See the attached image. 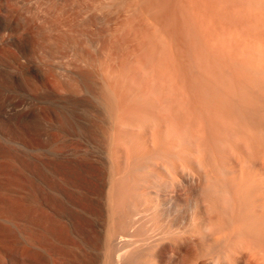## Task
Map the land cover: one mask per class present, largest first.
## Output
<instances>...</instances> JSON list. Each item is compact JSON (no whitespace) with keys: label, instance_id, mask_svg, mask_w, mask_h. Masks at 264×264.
<instances>
[{"label":"rangeland","instance_id":"obj_1","mask_svg":"<svg viewBox=\"0 0 264 264\" xmlns=\"http://www.w3.org/2000/svg\"><path fill=\"white\" fill-rule=\"evenodd\" d=\"M0 21V164L6 170L0 176L20 181L27 199L32 187L39 202L44 201L43 209L33 212L35 224L29 222L38 225L33 234L42 245L53 246L64 257L72 251L70 258L74 249L58 240L85 238L91 243L99 226L107 230V204L117 201L107 194L108 184L119 151L106 131L116 125L129 149L122 151L128 157L123 162L128 195L125 214L119 210L115 215L119 227L129 228L135 218L132 230L141 236L155 217H134V211L165 201L164 207L175 203L185 212L197 199L205 200L208 194L200 187L209 184L206 173L231 192L235 218L252 217L253 208L251 215L247 211L253 202L264 217V0H3ZM156 126L162 133L154 128L159 143L152 146L149 139L155 141L151 129ZM201 129L205 131L199 133ZM202 156L206 166L199 164ZM183 162L199 176L205 166L201 183L191 184L180 172H172L177 164L185 166ZM166 180L185 185L172 187L170 181L165 189L156 184ZM244 180L251 191L236 189L240 196L244 193L240 200L234 189L246 187ZM0 186H5L1 179ZM46 202L54 209L47 211ZM116 203L120 208L124 201ZM67 225L76 229L70 227V233ZM200 254L176 258L168 253L162 262L207 261Z\"/></svg>","mask_w":264,"mask_h":264},{"label":"bare ground","instance_id":"obj_2","mask_svg":"<svg viewBox=\"0 0 264 264\" xmlns=\"http://www.w3.org/2000/svg\"><path fill=\"white\" fill-rule=\"evenodd\" d=\"M2 9H3V0H0V13H1ZM3 28H4L3 24L0 21V36H1V33L3 32ZM84 82H86V81H84ZM113 90H115V89H113ZM113 90H112V92H113ZM113 93H115V92H113ZM116 101H118V102H116ZM116 101H115L116 104L120 103L119 102V98ZM116 104H113V105L116 106ZM115 106H113V107H115ZM119 106H121V105H119ZM230 108H232V107H230ZM58 109L61 110L60 108H58ZM56 110H57V108H56ZM118 110H119V108H118ZM56 113H58V112H56ZM60 113L61 112H59V114ZM59 114H56V115H58V117H59ZM165 116H166V114H165ZM65 118H66L67 122L70 121V118H67V117H65ZM67 119H69V120H67ZM68 123H70V122H68ZM195 125H197V124H195ZM201 125H202V128H204L202 123H201ZM162 126H164V125H162ZM177 126H178V124H177ZM115 127L114 128L117 129V125ZM119 127H121V126H119ZM157 127H158V130H157ZM154 128H156V130L159 132L158 133L159 135H161V133H162V132L160 133V131H159V129H161L162 127H160V126L153 127L151 129V130H153L151 132L152 135H153V136H151V139H152V137H155V135H156L157 138H159V135L157 136V134H155L157 131L154 132ZM168 128L170 129L171 127H168ZM189 128H187V129L189 130ZM196 128L199 129L198 126ZM113 129L111 127L110 131H106V133H107L106 136L109 138L110 141H111V139H112V141L116 140L117 144L115 143V145H117V147H118V151H119L118 154L119 155L117 157L115 156L116 157V159L114 157V161L115 162L114 161L112 162L113 164L116 163L117 166L116 165H114V166L117 167V168H116V170H114L115 168L113 169L114 170L113 171L114 175L113 176L111 175L112 177L110 176L111 178H109V179H111V182H110V184H108L110 187H109V192H107V194H110L109 197L111 199H113L112 201H115L117 199V201H119V204L121 203V201L122 202L124 201V203H122V205L120 204V206H122L120 208L117 207V206H119V205H117V203L115 204V202H117V201H115L114 203L111 202L113 205L112 204L111 205L107 204V209L109 210V215H110L109 216L110 217L109 226H108L107 230H105L107 226L104 227L105 228L104 231H102L103 228H101L100 226H99V229L98 228L96 229V231H95L96 234L94 233L96 238L93 236L95 238L94 239L95 242L92 241L91 243H88V242L91 241L88 238L87 239L89 241H87V242H84L85 238H84V241H81V242L80 241H75V240H71V241H69V240L68 241H66V240L65 241L58 240L57 241V244L59 243L61 245H64V247H67V248L69 247L68 249H70V248L74 249V253L71 256L72 259H71V257L70 258L68 257V254L70 252H72V251H68L67 252L68 254L64 257L60 253H58L53 248V246H52L53 250H51V248L49 246H45L46 243H45V245H42V243L39 241V239L34 236L33 232H35L34 230H36V228L38 229V225L37 226L30 225L29 222H30V219H31V223H32V220H33L32 217L34 218V215H35V214H33V212L36 213V210H38L36 208H38V207L40 208L42 202H44V201H42L40 199V201H42V202H39V199H38L39 195L36 194L37 192L32 187H30V199H27L26 198L27 196H25V193H24V190H23L24 188L20 191V186L22 185L21 183H19L20 181L17 182L16 179H10L9 175L8 176L4 175V174H6V170L4 169L5 166L2 164L4 166L3 167V171L4 172H3L2 171V165L0 164V168H1L0 171L4 173V174L2 173V175L0 176V179L4 182V185H5V186H0V188H1V191H0V264H67V261L72 262L71 260H74L73 263H75V262L77 263L78 262V264H163L162 258H163L164 255H166L168 253H172L173 256L175 255V257H176V255H181L183 253H187V254L189 253V255L190 254H197V253L200 254L201 253L202 254V255L200 254L201 257H206L204 259H207V261H204L202 259L204 262H201V263L197 262L198 258L195 259V260L192 259V261H196V262H193V264H242L243 262H246V264H264V220H262V219H264V217L261 219V216H260L261 215V210L259 209V207L257 205H255V206H257L258 208L257 207L255 208V206H254L255 203L254 202L250 203L251 205L253 204V206H251V207L248 206L249 207L248 208L247 207L248 203L246 202V200H244L247 203L244 207L245 208L247 207L249 209V211H247L249 213L248 215H251L250 212H252V211H253L252 212L253 215H252V217H249V219H247L248 218V217L246 218V216H248L247 213L246 212H241V214L242 213L243 214L246 213V214H244V215H246L245 216L246 219H244V217L243 218L240 217L242 215H240V216L237 215L238 218H235L236 217L235 214H237V213H235L233 215V211L232 210H234V205L232 203L233 200H231L232 194H231L230 191H229V193H230L229 194L227 190H224L223 194L219 198H215V197L211 196L209 193H207L205 191V188L210 183H213V179H212L213 177L210 178V175H208V173H206V175L205 176L203 175V176L205 177V179H207V180L209 179V181H207V182H209V184L206 186L204 184V182L201 183L203 181L204 177L203 176L200 177V176L202 174H205V171L202 174H201V171H202L203 167L205 168V166H206V163H204V160H205L204 156H202L204 158L201 161L202 163L198 162L199 164H203L204 163V165H205V166L204 165L201 166L202 169L199 167V169H201V170H199L200 171L199 172L200 176H199V174H195L198 170L195 171V173H194V170H196V169L193 170L192 167H189L190 165H188V164H187L188 166H186L184 164V162H183V165H185V166H181L179 164H177V165H179V166H177V165H175L176 164L175 163L174 164L175 166H173V168H171V170L173 169L172 172L174 171L176 173L180 172L182 177H183V179H184V181H186V182L187 181H190V182L192 181V182L196 183V182L200 181V183L202 185V187H200V188L203 190V191H200V192L206 193L205 196H207V194H208V197L204 198L205 200L197 199L196 201H194L195 204L193 206L189 207L185 212L180 211V209L177 208L178 206L174 205L175 203L171 204V205H169L167 207H164V205H165L164 202L165 201L164 202L162 201L163 203H156L154 206L152 205L151 207H145V209H143L142 211H141V209L137 210V208H136L137 211H134V217L136 216V214L138 215L140 213L142 215L146 216L147 218H149L150 216H148V215H151V214H153L155 218H156L157 215L159 216V217L156 218V219L159 218V220H156V221H155V218H152V221H153L152 223H154V224L151 223L152 226L151 227L149 226L150 228L147 227L148 230L146 229L147 230L146 234L143 233V235H141V236L139 234H137L135 232V230L134 231L132 230V227L134 228L136 226L135 225L136 223L134 222L135 218L133 220L130 219L129 216L131 214L128 216L130 221L129 222L127 221L129 224L131 222V225L129 226V228L128 227L124 228V227H121V226L119 227L118 225H116L117 224L116 223L117 218L115 220V217H117V216H115L116 213L119 214V210H120V212H122L123 215H124L125 211H123L124 210L123 209V204L124 205L127 204V203H125V198L127 197L125 195V193L126 194L128 193V192H126L127 191V188H126L127 187V175H126L127 171L125 170V167H127V166L125 164H123V162L126 161V164H127L128 157H125L126 153L124 152V151H126V148H127V146H125V144L127 142H126V139H125L126 137H125V135L123 133L124 131H122V129H120V130L117 129V132H116V130L114 129L115 131H113ZM187 129H186V131H187ZM191 129L192 128H190V130ZM204 129H201L199 131V133L202 130H204ZM107 130H109V129H107ZM183 130L184 129H182V131ZM153 132H154L155 135L153 134ZM197 132H198V130H197ZM189 133H192V132L190 131ZM193 133L195 134V132H193ZM201 134H203V133H201ZM146 135H150V134L146 133ZM200 136H203V135H200ZM196 137H198V136L196 135ZM113 138H115V139L113 140ZM10 139H11V137H10ZM10 139H9V141H10ZM156 139H155V141H153V139L152 140L149 139V141L153 142V143H151L152 146L155 143H159V140L158 139L156 140ZM145 140H148V138L145 139ZM145 140H142V142L144 144L142 142H141V144L145 145L146 142H147ZM248 140H249V138H248ZM164 141H166V140H164ZM173 142H175V141H173ZM155 145L157 146V144H155ZM197 147H198V145H197ZM200 147L203 148L202 146H200ZM154 148H156V147L154 146ZM123 149H124V151H123ZM122 151L125 154H123ZM127 151L129 152L128 148H127ZM133 152L134 151H132V153ZM200 153H201V151H200ZM202 153H203V151H202ZM200 157H198V159ZM125 158H127V159L124 160ZM133 158H136V156L133 157ZM147 158H148V156H147ZM2 160H1L0 163H2ZM199 160H201V158ZM128 163H130V162L128 161ZM132 163H133V161H132ZM172 164H170V165H172ZM132 165L135 167L134 164H132ZM167 165H168V163H167ZM131 168H133V167H131ZM167 168L169 169V166ZM193 168H194V166H193ZM207 168H208V166H207ZM252 169H254V168H252ZM234 170H235V168H234ZM208 171H210V170H208ZM250 174L252 175V173H250ZM250 174L249 173L247 174V176H246L247 179L251 178ZM196 175H198V176H196ZM170 176H172V175H170ZM170 176L168 174V178L169 179H170ZM241 176H240V178H242L241 180L245 179L242 174H241ZM254 177H256V176H254ZM199 178L200 179L203 178V179L199 180ZM211 179H212V181H211ZM252 179H250V180H252ZM254 179L255 180H253V181L257 182L256 181L257 178H254ZM168 180H166V181H168ZM143 181L145 183L148 180L146 178H143ZM166 181H164L163 183H159L158 182L156 184L157 185L163 184V185H160V186H162V187L165 186V187H163L165 189L167 187H171L170 184L172 185V183H173L172 187H174V183H175V186H177L178 188L182 187L183 185H185V184H180V183H183L182 180H181V182H179V180H178L179 183L176 180H174V181L170 180V181H172V183H170V181H168V182H166ZM238 181H239V179L236 181V184L240 183V181L239 182ZM248 181H249V179L246 182L248 183ZM192 182H191V184H192ZM243 182H244V186H246V187H243L242 186L243 184H242V185H240V187H243V189L242 188H240V189L239 188H235L234 190H235V192H237V194L240 191L244 192L245 189H247V191H248L249 190L248 189L249 184H252V183H248L247 184L248 186H247L245 184V180ZM168 183H169V186H168ZM6 184H7V186H6ZM179 184H180V186H178ZM256 185H258V184H256ZM260 185H258V186H260ZM17 186H19V187H17ZM223 186H224L225 189H227L225 187V185H223ZM24 187H25V185H24ZM196 187H197V184H196ZM235 187H239V184H238V186L236 185ZM249 187L251 188V186H249ZM255 187H252V188H255ZM17 188H18V190H17ZM198 188H199V185H198ZM236 189L240 190V191H237ZM176 190H178V189L176 188ZM234 190H233V194H236L234 192ZM101 191H102V189H101ZM106 191H108V189ZM226 191H227L229 197L226 195ZM250 191L251 190L248 191V194H249ZM28 193H29V189H28ZM259 194L257 193L258 196H259ZM243 195H244V193L242 194V196ZM234 196L235 195H233V198H234ZM237 196H240V194H238ZM237 196H235V197H237ZM242 196H240V198L239 197L238 198L241 200L244 197V196L243 197ZM247 196L245 198H247ZM253 196H255L257 199H259V197H260V196L257 197L255 194H253ZM201 197H202V195H201ZM95 198H97V197H95ZM110 200H108V203H110L109 202ZM229 202L232 204L231 207H230V203ZM236 202H238V201H236ZM248 202H249V200H248ZM251 202H252V200H251ZM240 204H242V203L240 202ZM43 205H45V207L47 206V209L44 207L47 211L49 209H54L53 208L54 206L52 205V207H51L50 203L46 202V203H43ZM235 205H237V204H235ZM259 206L261 208V205H259ZM263 206L264 205H262V207ZM41 207H42L41 209H43V206H41ZM232 207H233V209H231ZM244 207L242 206L243 209H244ZM242 208L240 207L239 210L241 209L243 211ZM252 208H253V210H252ZM46 210H44V212ZM91 210H92V208H91ZM93 210H92V212H94ZM235 210H236V207H235ZM250 210H252V211H250ZM263 210H264V208H263ZM38 211H40V210H38ZM56 211L58 212V210H56ZM240 211L238 212V214H240ZM53 212H55V211H53ZM57 212H55V213L57 214ZM101 213H103V212H101ZM131 213H132V211H131ZM31 214H33V215H31ZM262 214H263V212H262ZM153 215H152V217H153ZM126 217H127V215H126ZM43 219L44 218H42V220ZM47 220H49V219H47ZM93 220L95 222V218H93ZM126 220H127V218H126ZM149 220H150V218H149ZM149 220H147V221H149ZM53 222H54V220H53ZM33 223L35 224L34 220H33ZM119 225H123V224H119ZM138 225H140V224H138ZM72 226H73V228H75L74 225H71V226L67 225L66 226L67 229L70 230V233H72V230H73V228L72 229L70 228ZM95 227H98V226H96V224H95ZM46 228L45 227L42 228V229H44V233L47 232ZM210 229H211V231H210ZM75 232H77V231H75ZM75 232H74V234H75ZM67 233H69V232H67ZM80 238H83V237H80ZM50 240H52V239H50ZM57 249H58V247H57ZM62 250H63V248H62ZM199 260L201 261V259H198V261ZM70 262H69V264H71Z\"/></svg>","mask_w":264,"mask_h":264},{"label":"clouds","instance_id":"obj_3","mask_svg":"<svg viewBox=\"0 0 264 264\" xmlns=\"http://www.w3.org/2000/svg\"><path fill=\"white\" fill-rule=\"evenodd\" d=\"M205 191L207 193H209L211 196H213L215 198H219L224 192V186L222 184L214 181L213 183L209 184L205 188ZM210 231H211V229H210Z\"/></svg>","mask_w":264,"mask_h":264}]
</instances>
